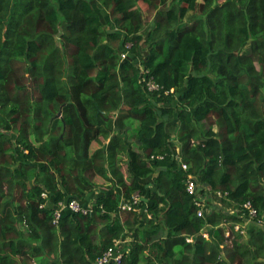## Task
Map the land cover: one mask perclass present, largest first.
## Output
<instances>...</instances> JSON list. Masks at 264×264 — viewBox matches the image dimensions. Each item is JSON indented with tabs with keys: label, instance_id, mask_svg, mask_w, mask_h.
I'll return each instance as SVG.
<instances>
[{
	"label": "trees",
	"instance_id": "trees-1",
	"mask_svg": "<svg viewBox=\"0 0 264 264\" xmlns=\"http://www.w3.org/2000/svg\"><path fill=\"white\" fill-rule=\"evenodd\" d=\"M116 240L120 264H264V0H0V264Z\"/></svg>",
	"mask_w": 264,
	"mask_h": 264
},
{
	"label": "built area",
	"instance_id": "built-area-1",
	"mask_svg": "<svg viewBox=\"0 0 264 264\" xmlns=\"http://www.w3.org/2000/svg\"><path fill=\"white\" fill-rule=\"evenodd\" d=\"M130 43L126 44V48L130 47ZM126 55V52H122L121 53V58L123 59ZM146 86L149 90H154L158 88V85L155 84L152 80H147L146 82ZM151 158H157V159H162V156L160 155H155V156H151ZM181 167L184 171L187 170L188 166L184 163L181 164ZM185 187H186V191L193 196V201L194 204L198 207L197 209V214L199 216H204L207 209H208V204L212 203V190L210 188H206L205 192H202L199 189V185L196 182V180L194 179V176L190 173H187L186 175V179H185ZM215 194L217 196H223L226 193H222L221 191H216ZM43 197H46V193H42ZM140 194L138 192L133 193L131 195L130 199H126L124 197L120 198L119 201V209L122 210H132L134 205L138 204L140 201ZM214 203L215 200H214ZM42 206V205H41ZM244 208L247 209L248 211V216L245 219V223L243 224H239L236 223L234 225V229L236 231H240L241 233H245V226L247 225V221L253 219L256 215H257V211L254 207H252V205L249 202H246L243 204ZM69 208L70 210H72L73 212H82V213H86L88 211L87 208L83 207L76 199H71L68 202L65 201H58L56 203V205L54 206V211H53V220L52 222L54 224H58L59 219L62 215V212ZM233 211V210H231ZM228 234V232H226V235ZM203 235L205 237H207V233H203ZM247 236V235H246ZM186 240L187 241H191L192 238L191 236H186ZM122 241V240H121ZM120 240H116L114 242V247H109L107 250H105L101 255H99L98 257H96L91 264H110L112 262H114L115 264H120L121 263V259L123 257L124 252H122V250L120 249L121 247V242ZM128 250L126 249L125 252H127Z\"/></svg>",
	"mask_w": 264,
	"mask_h": 264
},
{
	"label": "rangeland",
	"instance_id": "rangeland-1",
	"mask_svg": "<svg viewBox=\"0 0 264 264\" xmlns=\"http://www.w3.org/2000/svg\"><path fill=\"white\" fill-rule=\"evenodd\" d=\"M215 1L216 2H222L223 0H215ZM92 145L95 147V146H97V143H93ZM121 165H122V169L125 170V164H124V162H121ZM96 180H97V183H102L103 184V180L102 179L97 178ZM105 185H107V184H104V187H105Z\"/></svg>",
	"mask_w": 264,
	"mask_h": 264
}]
</instances>
